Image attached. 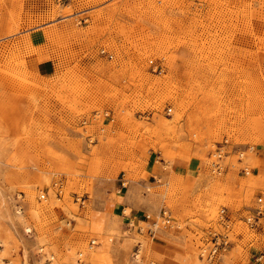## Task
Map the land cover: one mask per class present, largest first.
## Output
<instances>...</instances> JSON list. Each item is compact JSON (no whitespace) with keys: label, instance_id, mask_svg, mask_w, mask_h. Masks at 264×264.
<instances>
[{"label":"rangeland","instance_id":"1","mask_svg":"<svg viewBox=\"0 0 264 264\" xmlns=\"http://www.w3.org/2000/svg\"><path fill=\"white\" fill-rule=\"evenodd\" d=\"M259 193L264 0H0V264H264Z\"/></svg>","mask_w":264,"mask_h":264},{"label":"built area","instance_id":"2","mask_svg":"<svg viewBox=\"0 0 264 264\" xmlns=\"http://www.w3.org/2000/svg\"><path fill=\"white\" fill-rule=\"evenodd\" d=\"M229 145V142L224 140L216 146L213 153L211 152L210 158H212V161L210 168L213 174L220 176L227 171L228 168L225 164V159L229 157V154L231 153L238 156L239 163L243 162L244 152H240L238 150L229 152ZM242 173L247 175L249 173L248 168L243 167ZM122 185L125 186V183ZM42 198H44V196H42ZM220 214L219 224L223 228V232H212L210 234V240H208L206 244L200 248L201 257L209 261H213L219 256L225 254L233 245V241L230 237V234L233 231V222L231 217L226 213L225 209H223ZM163 218H166L165 220L170 222V218L166 216V212H164ZM263 218L264 193H259L255 199V206L249 210V214L243 218L242 221L246 224L249 230L258 231V229L261 228ZM263 257L264 256L257 257L256 262H260Z\"/></svg>","mask_w":264,"mask_h":264},{"label":"crops","instance_id":"3","mask_svg":"<svg viewBox=\"0 0 264 264\" xmlns=\"http://www.w3.org/2000/svg\"><path fill=\"white\" fill-rule=\"evenodd\" d=\"M32 37L35 38V39H39V36H37V35H33ZM232 42H233V44H238L240 42H243V43L244 42H247V43H249V42H251V40L248 37H236L234 40H232ZM178 171L180 173H183V172L184 173H187L189 171V166L184 165V164H180L178 166ZM128 199L129 198H127L125 196L122 201L117 202L118 208H119L120 212H123L127 208V205H129L128 203H131L130 200H128ZM141 211L143 212L144 210L142 208H138V215H139V212L141 213ZM257 232L259 234H261V235H264V225L263 224H261V228H259ZM263 252H264V248H263Z\"/></svg>","mask_w":264,"mask_h":264},{"label":"bare ground","instance_id":"4","mask_svg":"<svg viewBox=\"0 0 264 264\" xmlns=\"http://www.w3.org/2000/svg\"><path fill=\"white\" fill-rule=\"evenodd\" d=\"M158 226V225H157Z\"/></svg>","mask_w":264,"mask_h":264}]
</instances>
